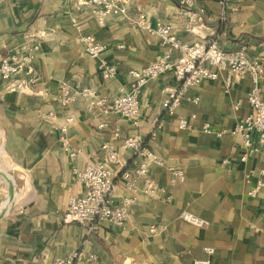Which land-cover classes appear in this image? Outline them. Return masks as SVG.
I'll use <instances>...</instances> for the list:
<instances>
[{"label": "crops", "instance_id": "obj_1", "mask_svg": "<svg viewBox=\"0 0 264 264\" xmlns=\"http://www.w3.org/2000/svg\"><path fill=\"white\" fill-rule=\"evenodd\" d=\"M129 1V18L113 17L101 24L91 8L78 5L77 0H0V57L14 46H29L39 75L29 87L21 79L6 82L0 76L4 137L0 169L10 174L15 185L10 199L12 182L7 183L0 173V206L6 199L13 202L0 212V264H51L56 256L76 250H84L85 256L75 264H193L194 259L207 256L205 246L216 250L211 264H264V186L256 189L264 169V144L255 137L259 149L242 161V137L231 133L251 111L249 75L232 76L233 85L226 86L228 73L222 71L219 79L190 89L176 109L178 116L197 115L186 130L177 128L176 118L167 116L162 105L168 89L176 85L171 72L143 87L137 122L101 114L83 98L67 107L60 103L64 82L92 87L100 95L129 90L134 81L130 70L140 69L164 52L156 36L131 21L138 11L154 23L172 21L176 34L186 42L213 36L224 50L246 44L251 55L264 57V0H245L236 9L232 1L225 7L221 0H197L204 20L195 32L185 30L178 0ZM86 34L105 44L100 57L116 65L112 78H103L100 58L87 52L82 40ZM260 85L264 95V77ZM196 96L198 103L192 100ZM238 100L242 104L235 110ZM50 111L54 117L41 116ZM68 115L75 119L67 123ZM101 122L106 123L104 128L99 127ZM64 125L69 148L81 151L75 160L60 138ZM116 129L121 134L117 138L113 136ZM125 137L140 138L166 164L184 168L186 179L172 185L167 167L153 165L150 174L168 189L171 200L143 196L132 206L125 227L102 221L99 230L88 235L85 227L63 220L69 198L84 191L74 170L88 161L102 162L106 141L134 166L138 157L122 146ZM114 170L118 201L123 185L119 168ZM182 210L194 212L208 224L184 221ZM152 226H157L155 232L150 231ZM92 253L97 259L90 258Z\"/></svg>", "mask_w": 264, "mask_h": 264}, {"label": "built area", "instance_id": "obj_2", "mask_svg": "<svg viewBox=\"0 0 264 264\" xmlns=\"http://www.w3.org/2000/svg\"><path fill=\"white\" fill-rule=\"evenodd\" d=\"M232 1L237 5L245 0H221L223 6L227 7ZM129 0H77L78 5L88 6L97 16L99 23H105L109 18H129ZM182 8L186 22L185 30L195 32V26L204 20V9L197 4V0H178ZM223 21L227 19V13L221 15ZM131 21L142 30L156 36L164 52L154 61L141 67L130 70L134 78L129 90H121L117 95H100L89 86L74 85L73 87L64 82L61 85L62 106L67 107L73 104L77 98L89 101L90 106L97 109L101 114H118L133 119L137 122L141 115L140 96L143 87L151 80L171 72L176 80V85L168 89V94L163 101V108L167 116L176 118L177 128L180 130L189 129L196 113L188 116H178L176 109L179 102L188 97L190 89L199 86L205 80H217L220 73L226 71L224 78L226 86H232V76L241 77L249 75L252 80V87L247 94V101L251 107L250 113L242 117L232 130L233 135H240L243 140L244 153L242 161H246L259 148L255 144V137L258 144H264V95L260 85L264 77V57L251 55L248 45L242 44L232 50L221 48L213 36H204L200 40L186 42L182 40L174 29L172 21L152 22L150 17L143 11H138ZM86 50L93 58H100L99 68L104 79L112 78L117 72L115 64L106 58H101L105 51L104 43L97 40L92 34L82 37ZM0 76L3 81L10 82L21 79L23 86H31L38 82L39 75L33 64V56L29 46H14L9 52L0 57ZM199 102V97L192 99ZM242 100L234 104L235 110L240 109ZM54 112L41 113L45 118L54 117ZM67 123L73 121V115L66 117ZM106 126L105 122L99 124L100 128ZM206 131H210L209 124L204 125ZM61 141L64 149L67 150L71 159L75 160L80 150L69 148V140L66 135L67 128H62ZM224 131L219 132V135ZM113 136L120 137V131L114 130ZM4 145L3 132H0V146ZM122 146L131 149L138 157L134 166L128 165L109 141L102 144L105 158L102 162L85 163L83 168H76L75 179L84 187L83 193L73 195L69 198L66 210L63 213V220L66 223H78L85 227L87 234L97 232L102 221H109L117 226L125 227L131 216L132 206L138 204L141 197L157 198L163 201H170L172 196L168 189L161 185L151 174L150 168L153 165H165L171 174V184L175 185L184 182L186 171L176 165H168L153 150L145 146L138 137H125L122 139ZM228 160H223L227 163ZM115 168H119L120 180L122 182V193L119 200H116L117 183L115 182ZM262 179L258 181V189L264 186V169L261 170ZM256 189L252 193L256 192ZM10 200V199H9ZM13 203V202H12ZM12 207V204L11 206ZM10 209V208H9ZM180 218L196 226H205L208 221L190 210H182ZM157 226L150 228L155 232ZM264 245V227L262 228ZM203 251L207 255L203 258H196L193 264H211V256L215 254L213 246H205ZM85 256L84 250H76L67 256H56L51 264H75ZM91 259H97V254L89 255ZM116 264V263H113Z\"/></svg>", "mask_w": 264, "mask_h": 264}, {"label": "bare ground", "instance_id": "obj_3", "mask_svg": "<svg viewBox=\"0 0 264 264\" xmlns=\"http://www.w3.org/2000/svg\"><path fill=\"white\" fill-rule=\"evenodd\" d=\"M4 151V150H3ZM4 153V152H3ZM3 171V172H2ZM0 169V173L2 174V178H4L6 180L7 183H10L12 182L13 183V180L10 178V174L5 172L4 170ZM12 204V201L9 200V199H6L5 202L0 206V212H3L7 209H9V207L11 206Z\"/></svg>", "mask_w": 264, "mask_h": 264}, {"label": "water", "instance_id": "obj_4", "mask_svg": "<svg viewBox=\"0 0 264 264\" xmlns=\"http://www.w3.org/2000/svg\"><path fill=\"white\" fill-rule=\"evenodd\" d=\"M9 186V198L12 199L14 197L15 185L14 183H10Z\"/></svg>", "mask_w": 264, "mask_h": 264}]
</instances>
